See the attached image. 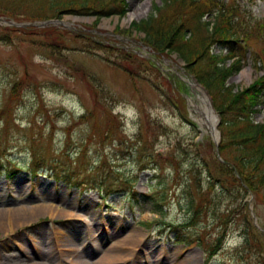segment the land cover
I'll list each match as a JSON object with an SVG mask.
<instances>
[{"label": "rangeland", "instance_id": "374dc122", "mask_svg": "<svg viewBox=\"0 0 264 264\" xmlns=\"http://www.w3.org/2000/svg\"><path fill=\"white\" fill-rule=\"evenodd\" d=\"M234 1L241 13L250 10L264 20V0ZM161 2L129 0L122 18L63 14L57 20L64 25H48L67 30L59 32L61 38L36 29H0V110L7 108L10 119L6 133L0 123V210L52 205L51 212L0 230V264H206L196 239L176 242L175 236L209 241L223 227L230 234L208 264L255 256L242 243L240 212L260 228L264 206L238 185L226 191L209 188L201 159L213 155V138L197 120L195 95L186 83L192 77L176 53L152 49L142 33L131 30L132 21L146 18ZM0 9L40 19L56 14L47 0H0ZM134 11L140 14L130 17ZM0 26H10L6 17ZM263 38L227 47L243 61L226 80L235 91L261 74L253 51L264 47ZM243 70L247 74L240 75ZM108 115L114 116L116 132L106 139L90 136L97 127L105 128ZM263 118L262 110L253 115L256 122ZM32 139L42 155L58 157L64 174L85 175L89 190L55 182L47 168L30 173ZM142 142L155 160L143 170L130 152ZM66 151L71 154L62 155ZM103 160V172L117 189L105 198L90 188L99 184ZM195 188L210 198L188 225L189 197L199 199ZM129 189L158 199L162 214L149 199L131 202ZM55 227L68 232L65 239L72 247L62 241L55 247Z\"/></svg>", "mask_w": 264, "mask_h": 264}, {"label": "trees", "instance_id": "16d2710c", "mask_svg": "<svg viewBox=\"0 0 264 264\" xmlns=\"http://www.w3.org/2000/svg\"><path fill=\"white\" fill-rule=\"evenodd\" d=\"M47 4L49 10L56 8V14L52 17H60L63 13L96 15L98 18L111 15L124 16L128 10V0H47ZM208 15L212 20H203V17ZM0 16H6L15 21L44 19L30 18L11 9H0ZM247 18L250 17L241 18L239 16L233 2L226 4L222 0H162L161 6L154 5L153 11L146 18L133 22L131 30L143 33L144 41L154 49L176 53L185 62V70L193 74L209 90L220 112L221 140L217 149L221 160L215 155L214 144L211 148L213 155L204 160L201 159L209 188L217 185L221 190L226 191L229 187L238 185L243 187L246 193H251L253 198L264 206V119L262 122H255L252 117L253 113L258 111L256 107L264 105V100H262L264 95V48L259 62V67L263 70L262 75L237 91H234L232 85L226 84V80L238 73L242 67V59L236 57L234 52L227 51V47L242 37L253 38L264 28V23ZM0 28L5 31H16L15 28ZM51 35L61 38V35L56 34V30L55 32L52 30ZM215 46L220 47L218 52L213 50ZM224 50L226 53H223ZM258 54L257 51L255 56L259 57ZM11 94L16 95L13 91ZM9 121L7 108L1 109L0 123L4 126V133L8 131ZM106 121L103 130L97 127L90 136L99 134L102 139H106L108 134L116 132L114 116L108 115ZM31 143L32 157L29 170L32 173H36L38 167H46L52 172L56 181L63 180L72 186L87 188L85 175L82 179L81 174H64L58 157H45L36 148L38 145L34 139ZM130 152L140 165L143 164L141 166L144 169L148 168L147 164L155 161L144 142L139 146L136 145ZM76 153L79 154V152ZM70 154L69 151H66V154L62 152V155L69 156ZM41 156L45 159L43 160ZM104 161L100 165L102 172L97 176V180L100 192L106 196L116 188L112 187L109 174L103 172L107 167ZM122 183L129 184L130 181L124 179ZM196 190L199 199H194L195 197L191 195L189 197L188 220L190 223L199 216L210 198L207 192H200L198 188L194 189ZM129 193L131 198L137 202L138 197L135 191L129 189ZM139 196L143 199H150L154 210L162 214L163 206L158 199L144 193H140ZM245 218L247 216L241 212L240 236L243 245L251 250L254 247L256 254L252 261L239 259L234 264H264V241H261L264 233L252 227ZM142 224L149 225L146 222ZM216 234L207 242L195 237L207 255V262L221 248L228 230L223 227ZM187 238L185 235H177L176 240L185 242ZM249 257L251 258L252 255L250 254Z\"/></svg>", "mask_w": 264, "mask_h": 264}, {"label": "bare ground", "instance_id": "6f19581e", "mask_svg": "<svg viewBox=\"0 0 264 264\" xmlns=\"http://www.w3.org/2000/svg\"><path fill=\"white\" fill-rule=\"evenodd\" d=\"M146 8H143L141 12H145ZM139 15L140 11H134L130 17L134 16V15ZM247 74L246 70H243L241 72L240 75H245ZM195 107V106H194ZM195 111L199 114V116L197 117V120L199 121L200 125H201V130L203 131H208L213 133L215 136L217 135L216 132V128H215V121L209 120L207 118V112L208 110H201V111H197L195 109ZM215 119V118H214ZM51 212L52 211V205L50 204H40L38 206H33V207H27V206H20L17 207L13 210L7 209L4 211L0 210V230L5 227H8L10 225H13L14 223H17L19 221H26L36 215H38L41 212ZM55 235L52 238V242L54 241L55 247L60 246L61 241L65 242V245L67 247H72L69 245V241L67 239H65V237L67 236V231H60L58 228H54L53 229ZM64 245V244H63ZM57 250V249H56Z\"/></svg>", "mask_w": 264, "mask_h": 264}]
</instances>
